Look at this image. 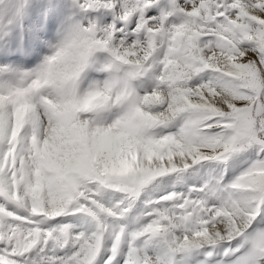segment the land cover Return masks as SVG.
<instances>
[{
  "label": "snow or ice",
  "instance_id": "6c2138e0",
  "mask_svg": "<svg viewBox=\"0 0 264 264\" xmlns=\"http://www.w3.org/2000/svg\"><path fill=\"white\" fill-rule=\"evenodd\" d=\"M0 264H264V0H0Z\"/></svg>",
  "mask_w": 264,
  "mask_h": 264
}]
</instances>
